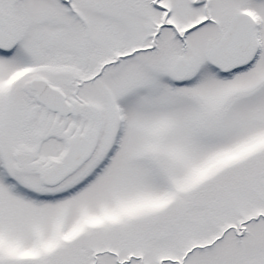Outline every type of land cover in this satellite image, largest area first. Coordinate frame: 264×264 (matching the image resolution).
<instances>
[{"label":"snow or ice","instance_id":"1","mask_svg":"<svg viewBox=\"0 0 264 264\" xmlns=\"http://www.w3.org/2000/svg\"><path fill=\"white\" fill-rule=\"evenodd\" d=\"M0 264H264V0H0Z\"/></svg>","mask_w":264,"mask_h":264}]
</instances>
